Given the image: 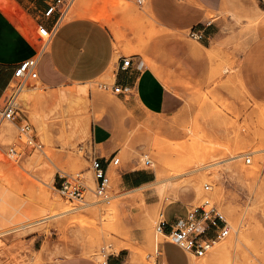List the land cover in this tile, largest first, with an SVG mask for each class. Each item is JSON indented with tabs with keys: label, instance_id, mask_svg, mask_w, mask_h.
<instances>
[{
	"label": "rangeland",
	"instance_id": "374dc122",
	"mask_svg": "<svg viewBox=\"0 0 264 264\" xmlns=\"http://www.w3.org/2000/svg\"><path fill=\"white\" fill-rule=\"evenodd\" d=\"M69 1L61 24L85 14L99 16L94 18L111 30L118 56H139L178 100V108L172 114L134 117L114 92L117 68L91 82L59 87L30 79L17 93L14 78L0 105L1 110L15 96L20 109L14 121L0 113V129L11 130L0 131L5 158L0 161V264H106L120 253L124 264H167L165 246L173 260L180 254L157 227L165 206L174 201L191 212L208 201V209L214 208L230 228L205 257L183 252L185 258L176 264L212 261L216 244L230 238L237 245L214 264L257 261L264 240V70H248L244 58L252 47L261 51L253 37L258 21L247 13L261 1L220 0L206 21L221 22L223 35L210 45L192 38L189 30L161 28L150 0ZM0 8L36 46L45 44L37 22L14 0H0ZM35 89L46 96L74 89L87 95L86 100L25 102L22 94ZM23 122L30 133L21 130ZM98 123L111 130L119 160L109 171L107 198L96 195L92 168L91 129ZM126 169L151 171L154 181L137 191L124 190ZM66 179L87 188L83 201L63 194ZM49 194L72 208L48 218L58 213L47 208ZM152 242L159 244L157 250Z\"/></svg>",
	"mask_w": 264,
	"mask_h": 264
},
{
	"label": "crops",
	"instance_id": "0c3cea01",
	"mask_svg": "<svg viewBox=\"0 0 264 264\" xmlns=\"http://www.w3.org/2000/svg\"><path fill=\"white\" fill-rule=\"evenodd\" d=\"M14 1L24 8L37 24L51 27L57 17H44L48 5L53 0ZM260 1V6H255L247 12L250 19L258 21L257 26L253 28V37L254 41H258L261 50L256 52V48L252 47L246 53L244 61L248 70H264V0ZM219 3L220 0H150L149 8L161 28L175 32L195 30L203 35L202 41L210 45L213 40H219L223 35L224 25L221 22L206 21L208 12L217 10ZM261 13L262 16H259ZM94 16L97 15L85 14L59 26L45 51L39 56V81L49 87H59L69 82L86 83L112 75L117 68L116 84L125 89V94L120 95V99L134 117L175 112L178 100L153 70L142 65L139 56L131 57L132 62L128 70L120 69L122 58L125 56H118L111 30L102 24V19H96ZM38 47L41 46H36L29 40L11 17L0 8V105L15 78L16 69L23 62L37 56ZM91 138L95 156L102 159L103 167L107 168L109 173V161L115 153L111 130L102 123L95 124L91 129ZM121 181L124 190L137 191L152 183L154 174L148 170L126 169L121 175ZM189 212L190 209L182 202L174 201L165 206L162 217L171 224L178 218L186 217ZM169 231L167 228L166 232ZM176 248L180 257L174 260L169 256L166 246L163 248L167 264H176L185 258L184 251L178 246ZM106 264H124L122 253L110 256Z\"/></svg>",
	"mask_w": 264,
	"mask_h": 264
},
{
	"label": "built area",
	"instance_id": "2783aa9c",
	"mask_svg": "<svg viewBox=\"0 0 264 264\" xmlns=\"http://www.w3.org/2000/svg\"><path fill=\"white\" fill-rule=\"evenodd\" d=\"M72 1L69 0H53L47 7L44 13L45 18H52L57 15L51 27H47L44 24H38L40 39L45 38L46 42L41 47L39 54L26 62H23L18 66L15 71V78H18V83L16 84V93L21 90L23 86L30 79L39 80L37 66L39 56L45 51L48 44L51 42L55 32L62 23L64 16L67 14ZM190 36L197 40H202L204 37L202 34L196 32L195 30L190 31ZM131 58H122L120 69L126 71L131 66ZM114 92L118 95H124L125 89L119 84H115ZM1 116L4 120L14 121L17 119L20 113V109L16 104L15 96L10 97L5 100L4 106L0 110ZM21 130L23 132L31 131L28 122L22 123ZM247 164L251 163V159L247 158ZM119 164V160L116 156H112L109 161V165ZM147 166L151 165L148 160L146 162ZM92 168L95 175L96 182V195L101 198H107V191L110 186V179L108 169L103 167L102 159L93 154L92 157ZM206 190L210 187L206 186ZM87 188L79 181H71L66 179L62 184L63 194L69 198L78 201H83ZM209 202L206 201L204 205L197 208L194 212H189L184 218H178L173 223L168 224L164 219L159 223L157 227L158 234L165 235L172 240V243L178 246L186 254H191L198 258L205 257L213 244L219 240H222L230 234V228L224 217L216 212V210L208 209ZM167 228L170 231L167 233Z\"/></svg>",
	"mask_w": 264,
	"mask_h": 264
},
{
	"label": "bare ground",
	"instance_id": "6f19581e",
	"mask_svg": "<svg viewBox=\"0 0 264 264\" xmlns=\"http://www.w3.org/2000/svg\"><path fill=\"white\" fill-rule=\"evenodd\" d=\"M263 13H261L259 16H262ZM99 17V16H97ZM96 17V19H97ZM261 18V17H260ZM255 27V26H254ZM41 83V82H39ZM42 84V83H41ZM38 88V87H37ZM36 88V89H37ZM36 89H35V92H32V93H28V92H24L22 94V98L24 99L25 102H29V101H43V102H49V101H52L54 99H62V100H66L68 97H71L72 99H78V100H81V99H85L84 97H86L87 95V90H84V89H74V90H69V91H66V92H62L59 96L57 95H50V96H46V95H43L39 92H36ZM43 93V92H42ZM60 97V98H59ZM71 100V99H70ZM69 100V101H70ZM86 100V99H85ZM68 101V103H69ZM54 102V101H53ZM61 109V108H60ZM51 112V111H50ZM52 113V112H51ZM37 115V114H35ZM41 115V114H40ZM59 115V114H58ZM44 116V115H43ZM46 116V115H45ZM44 116V117H45ZM65 116V115H64ZM39 118V117H38ZM56 118V117H55ZM35 119V117H34ZM42 119V118H41ZM37 122V121H36ZM38 123V122H37ZM39 124V123H38ZM43 124V123H42ZM1 125V124H0ZM153 125V124H152ZM42 131H44V127H41L40 128ZM88 129V128H87ZM0 131L2 133H11V130H9V128H5V127H2L0 129ZM83 132V131H82ZM43 133V132H42ZM264 147V146H263ZM5 158L2 156V154L0 153V161H4ZM200 163V162H199ZM179 172V171H178ZM53 174V173H52ZM218 174V173H216ZM183 175V173H182ZM177 176V175H176ZM179 176V175H178ZM216 177V176H215ZM96 185V182L94 183ZM44 197V196H43ZM141 198V197H140ZM47 201V202H46ZM45 203L47 205V208L52 212H58L57 214L55 213L54 215H51L50 217L48 218H51V217H56L58 216L59 214H62L64 212H67L69 211L72 207L68 204H65L63 202H59L57 200H55L53 198V196H51L50 194L47 195V199H46ZM155 207V206H154ZM157 207V205H156ZM157 210V209H156ZM156 212V211H155ZM46 218V217H45ZM109 223V222H108ZM243 231V230H242ZM242 233H240V237H239V240L242 238L241 236ZM164 237H166L165 235H163ZM168 238V237H166ZM170 239V238H169ZM171 240V239H170ZM172 242V240H171ZM152 247L157 250L159 248V244L156 242H152ZM234 245H237V241H235L234 238H230L226 243L222 244V245H217L213 248V260L212 261H209V260H204L203 262H199V263H194L191 262L192 264H214L221 256L222 254L229 250L230 248H232ZM99 249V248H98ZM158 252V251H157ZM246 252V251H245ZM257 252V251H256ZM256 254V253H255ZM255 254H254V257H255ZM246 255V254H245ZM252 256V255H251ZM257 256V255H256ZM244 258V257H243ZM210 259V258H209ZM38 260V258L36 259ZM40 260V259H39ZM243 260V259H242ZM256 259H254V261H247L248 264H264V240L262 242V246H261V249L260 251L258 252V258H257V261H255ZM39 262V261H38Z\"/></svg>",
	"mask_w": 264,
	"mask_h": 264
}]
</instances>
